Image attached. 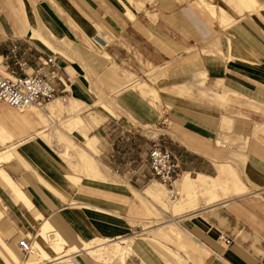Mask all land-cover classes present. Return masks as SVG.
<instances>
[{"label":"crops","instance_id":"0c3cea01","mask_svg":"<svg viewBox=\"0 0 264 264\" xmlns=\"http://www.w3.org/2000/svg\"><path fill=\"white\" fill-rule=\"evenodd\" d=\"M245 10L237 15V8L223 0H39L29 4L25 16L15 1L0 0V63L13 66L8 47L14 40L33 48L27 57L31 68L38 63L35 49L53 54L56 97L93 108L95 133L87 136L98 140L101 153L112 148L108 130L118 120L129 137L143 136L146 127L157 135L153 142L171 151L179 166L178 192L194 202L182 210L176 205L169 217L201 248V260L205 250L204 264H264V14ZM97 99L118 116L95 104ZM49 104L41 111L45 116ZM9 108L0 102V150L14 146L15 157L0 162V168L66 247L77 248L29 264H97L83 254H88L84 242L129 234L136 218L131 194L143 202L152 184L138 176L116 185L111 168L101 162L100 169L98 161L97 176L105 180L83 183L56 144L38 134L45 124L37 110ZM230 165L242 181L230 176ZM67 174L79 177L76 186ZM0 201L8 206L6 220L12 224L5 230H13L12 245L21 252L18 239L29 236L41 219L27 212L1 176ZM220 233L232 242L225 245ZM133 252L141 264L161 263L147 244H133Z\"/></svg>","mask_w":264,"mask_h":264},{"label":"rangeland","instance_id":"374dc122","mask_svg":"<svg viewBox=\"0 0 264 264\" xmlns=\"http://www.w3.org/2000/svg\"><path fill=\"white\" fill-rule=\"evenodd\" d=\"M14 1L17 4V10L20 9L22 13H24L23 11L25 10L24 14L25 16H27V12H28L27 8H29V4L35 3L36 1L39 0H13V2ZM128 1L131 3L133 2V0H128ZM145 1L149 2L150 4L154 2V0H149V1L145 0ZM223 1L229 7L237 8V15L246 12L247 10L245 9H253L252 7H255L257 11H259L260 10L259 6L264 5V0H255V1L254 0H223ZM203 3L205 2L203 1H201V3L200 1L198 2V4L200 5L201 4L203 5ZM207 8L209 10V6H207ZM10 70H15V68H13V66L11 65L7 68L0 63V76H9ZM143 87L146 88V85L143 84ZM102 102L103 101L101 99H97V102H95V104L99 105L102 104ZM52 104H54V101L50 102L48 106L50 105L52 106ZM86 106L87 105L84 102L80 101L79 107L81 108L82 111L81 117L83 118L84 123L80 125L78 128H72L69 131L67 130L61 131L62 128L64 127V123L66 124L68 118L67 115H69L65 107L64 108L59 107L52 111H49V116L50 119L52 120L51 123L48 122V119L44 114H42L41 111L37 112L38 115L44 121V124L46 126V130L43 132V134H39V135L44 136V138L48 140L50 145L52 143L56 144L54 148L56 149L58 154L65 160L69 171L85 178L83 183L89 180H105L97 176V174L100 173L97 172L96 174L95 173L92 174L91 172H88L85 169L84 164L87 161V159L94 161L96 165L98 161L100 165L103 163L111 168L112 176L114 177V181L116 185L123 183V181L124 182L127 181L128 177L131 178L129 181H131L132 183L133 181H135V177L139 176L144 182V184L146 185L155 184L154 185L155 190L162 191L163 193L162 200H155L147 196L145 198H142L143 202L134 193L131 194L130 202H131V207L133 208L132 215H134L136 218L135 220L131 221L134 227L131 229L130 233L127 234L131 237L130 239L131 250L128 251L129 253L128 252L126 253V251L124 250V254H125L124 256L125 258L123 259V261L125 260L124 264H141L139 263V260L137 259V257L133 252V244H136L137 242L147 244L151 250L156 252L161 258L160 264H171V263L172 264L173 263L174 264H204V256L206 255L205 250L204 252L202 251L201 256L203 259L201 260L198 251V249L201 251V248L197 244H195L193 240L188 238L182 225H180L177 222L179 226L182 228L180 231H178L180 237L177 238L176 235H174L171 232V230H169V227L163 224L165 223L166 219L170 218L169 213L171 210L173 211V213H175L174 209L176 205L179 204L178 207L179 209L181 208V205H183L182 209H184L186 204L191 205V203H193L194 201L192 202L190 196L184 197L182 191L178 192L175 182L173 185V189L175 192L177 191L178 193H177V198L172 200L171 197L169 198V191H168L169 188L166 185L161 184L158 180L151 178V176L149 175L147 154H148V149L150 148L152 143H154L153 138H155L157 135L152 136L154 132H148V130L150 129L145 127L141 131L144 134L143 136L137 135V136L129 137L128 134L130 132L123 131V124H121V122L118 120V121H114V123L110 126V130H108V138H107L108 146L112 148L109 149L107 152L103 151L101 153V147L98 140L96 141L94 138H92L91 142L93 146L95 144L96 147L94 146V149H91L87 145V141L89 137L87 135H92L95 132L91 131L93 125L89 126L87 124V120L91 119V116L93 115V108L89 109ZM45 107L46 105L42 108L44 109ZM9 109L13 110L14 112H18V110L16 109H12V108ZM107 111L113 114L115 117L118 116L117 113L109 106L107 108ZM84 128L87 129V132L82 131L83 133H85L84 136L82 137L81 130L82 129L85 130ZM152 130H154V128ZM65 132L72 138L65 136ZM102 146L105 147L106 145L102 144ZM58 149H60L61 152L65 150V154L59 153L60 151H58ZM92 153H95L93 157L96 160H93V158L91 157ZM76 160L79 164H75ZM101 168L102 165L100 166V169ZM190 175L193 177L195 176L194 174H190ZM142 189L143 188H139L138 191H141ZM143 195L144 194L142 193V195L140 196ZM197 197L196 198L198 205L202 198L200 195H198ZM187 198L188 200H186ZM0 210L3 212V215L0 217V249L1 250L4 249L5 251L6 250L5 245H7L9 249L6 250L7 253L10 256L11 255L16 256L18 259L13 264H20L21 262H23V260H26L28 256L26 257V255H23L18 249H16L12 245L14 239V237L12 236L13 230L10 229L5 230V228H8L12 225L10 221L6 220L8 218L7 217L8 206L2 203L1 201H0ZM32 229L33 232L32 230H30L29 236L31 238V242L33 243L35 241V234L38 230V222H35L34 228ZM3 240H5L6 243L5 245L2 243ZM82 252L87 258L93 260L97 264H104L103 262L105 263L109 262V260L107 261L97 260L93 256L92 258L88 254L84 253V251ZM109 254L105 258L107 259L111 258L110 262L112 260H120V257H117L115 255L112 256L111 252ZM29 255L31 256L32 254ZM42 261L44 262L47 260L42 259ZM0 264H9V263H7V261L3 260L0 257Z\"/></svg>","mask_w":264,"mask_h":264},{"label":"bare ground","instance_id":"6f19581e","mask_svg":"<svg viewBox=\"0 0 264 264\" xmlns=\"http://www.w3.org/2000/svg\"><path fill=\"white\" fill-rule=\"evenodd\" d=\"M137 4H139V6H140L139 2ZM204 5L205 4L203 3V5L201 4L200 6L205 8V10L209 11L207 6L206 5L204 6ZM252 8L256 9L255 7H252ZM259 9H260V11L264 12V5L259 6ZM209 13H210V11H209ZM211 14L212 15L215 14V11L211 12ZM129 15L132 17L130 12H129ZM32 33H33L32 35H35V36H37V38H40L41 40H43V42L46 43L48 45V47L49 46L51 48L53 47L52 44L49 41L45 40V38H43V36H41L39 32H38L39 34L37 32H35V31L32 32ZM32 35H30V36H32ZM56 51H57V49H56ZM52 101H54V104H52V106L51 105L48 106V108H47L48 111L47 112L45 111L46 118L48 119L49 123L52 122V120L50 119V116H49V111H52V110H54L56 108H59V107H63V108L65 107L67 109V112L69 113V115H67L68 118H67L66 124L64 123V127L62 128L61 131H64V130L69 131L70 129L77 128V127H79L80 125H82L84 123V120L81 117V112L82 111H81V108L79 107L80 101H78L75 98H70V97H68V98L67 97H60V98L55 97ZM95 102H97V101H95ZM101 105L103 106V108H105L107 110L108 106L106 104L102 103ZM32 108L36 109L37 112L43 111V108H39V107L38 108L32 107ZM87 124L89 126H92V125L94 126L95 124H94L93 118L92 119H88L87 120ZM44 129H46V126L44 127ZM44 129L39 131L38 134L39 133H43ZM91 139H92L91 137L88 138L87 145H88L89 148L94 149V146H93V144L91 142L92 141ZM1 143H4V141L2 140ZM14 149H15L14 146H10V147H7V148H5L3 150H0V162L9 160L10 158L15 157ZM60 149H58V151H60L59 153L65 154V150L61 152L62 149L61 150ZM84 165H85V169L88 172H91L92 174H94V173L96 174L97 172L100 173L99 172V168L96 165V163H94V161L87 159V161L85 162ZM228 169H229V173H230L231 177H233L234 179H236L239 182L242 181V180H240L239 177H235L234 176V171L232 170L233 167L231 165H230V167H228ZM0 176L6 182V184L10 188V190L15 194L16 198L26 208L27 212L29 214H31V216H33L34 219H36V220L41 219L42 218L41 214L36 210V208L33 206V204L28 199V197L24 194V192L18 187V185H16L11 180V178L1 168H0ZM66 178L69 179L70 181H73L74 185L78 182V179H79L77 176H74L72 174H67ZM189 180H190V178H189ZM188 184H191V183H188ZM233 184H231V185H233ZM74 185H73V188L76 186V185L75 186ZM154 185H152V186L148 185L149 187L148 188L146 187L145 193H144L145 196L151 197V198H153L155 200H162V197H163L162 191L155 190ZM69 186H71V185H69ZM189 186L192 187V185H188V187ZM236 188L235 189L231 188V189L232 190L234 189L233 191H235V190H237ZM189 189H193V187L189 188ZM242 190H246V187L245 186L242 187ZM239 191H241V190H239ZM176 193H178V192L176 191ZM176 198H177V196L175 198H172V200H174ZM98 210H100V209H98ZM1 213L2 212L0 211V217L2 216ZM163 224L168 226L169 230H171V232L174 235H176L177 238L180 237L178 231H180L182 228L179 226V224L174 219H172V218L166 219L165 223H163ZM185 233H186V231H185ZM2 243L5 245V240H3ZM130 243H131V240L129 239V237L127 235L116 236L115 238H112V239L95 237V238H93V239H91V240H89L87 242H84L83 249L89 255L93 256L97 260H104V261L109 260L110 261L111 258L107 259L105 257L111 252L112 256L115 255L117 257H120V260L123 261V259L125 258L124 257L125 256L124 250L126 251V253L131 250ZM31 244H32V248L34 250L31 249L30 252L28 254H26L28 256V258H26L25 262H21L20 264H29V263H32V262L41 261L42 259L55 260V259L61 258L64 255L70 254L71 252H75L77 250V248L75 246L66 247L65 240L53 228V226L50 224V222L47 219H41V221L39 222L38 230H37V232L35 234V241L33 243H31ZM5 248H6V250H9L7 245H5ZM6 250L4 251V249H2V250L0 249V257L3 260L7 261V263L13 264L18 259L14 255L10 256L7 253ZM29 254H32V255L30 256ZM109 256H110V254H109Z\"/></svg>","mask_w":264,"mask_h":264},{"label":"built area","instance_id":"2783aa9c","mask_svg":"<svg viewBox=\"0 0 264 264\" xmlns=\"http://www.w3.org/2000/svg\"><path fill=\"white\" fill-rule=\"evenodd\" d=\"M35 50L39 53L36 56L38 63L31 68L27 57L33 48L28 44L22 47L18 41H12L8 47V59L16 71L10 70L9 76H0V102L21 112L32 107L42 108L57 96L55 79L58 78V65L55 57ZM147 163L151 178L166 185L169 197L175 198L177 193L173 185L179 174V166L171 151L154 142L148 149ZM218 239L225 245L232 242V238L223 233L218 235ZM31 243L26 234L18 239L17 245L22 254L30 252Z\"/></svg>","mask_w":264,"mask_h":264}]
</instances>
